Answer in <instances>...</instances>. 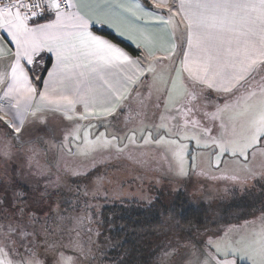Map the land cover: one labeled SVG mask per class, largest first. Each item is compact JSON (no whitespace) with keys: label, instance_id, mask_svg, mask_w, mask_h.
<instances>
[{"label":"snow or ice","instance_id":"1","mask_svg":"<svg viewBox=\"0 0 264 264\" xmlns=\"http://www.w3.org/2000/svg\"><path fill=\"white\" fill-rule=\"evenodd\" d=\"M96 25L113 29L141 55L96 34ZM212 92L223 99L212 104ZM47 113L70 122L52 146L69 154L75 147L93 164L104 151L140 162L136 150L147 149L182 177L189 159L195 168L198 150L211 149L219 178L245 183L255 167L264 170V0H0V121L20 133L29 116L46 123ZM99 127L104 131H93ZM230 161L239 169L229 170ZM36 165L34 174L44 175ZM105 179L96 174L83 191V208L58 213L52 225L41 223L22 189H12L11 201L0 198V264L94 258L87 197L106 196ZM155 264H264V216L201 245L169 243Z\"/></svg>","mask_w":264,"mask_h":264},{"label":"rangeland","instance_id":"2","mask_svg":"<svg viewBox=\"0 0 264 264\" xmlns=\"http://www.w3.org/2000/svg\"><path fill=\"white\" fill-rule=\"evenodd\" d=\"M39 84V82H37ZM144 88L140 89L142 92ZM135 96V93H133ZM223 97L218 94H211L212 104L214 99ZM147 98V92L145 94ZM155 100V96L146 99L145 102L151 105ZM133 109L138 107V100H133L131 103ZM153 109L149 108V114ZM210 111H214V107L209 106ZM159 111H163L161 108ZM46 123L37 122L31 123L32 117L28 118L25 127L21 130L19 135L8 134V129L3 122L0 121V181L8 182L7 189L5 183H0V198H5L8 201L12 199V189L20 188L24 192L27 202L31 208L35 210L36 216L40 221L48 219L49 225L55 222L57 214L65 216L76 214L77 206L83 208L85 197L83 191L86 186H90L93 177L96 174H102L106 177L104 181V188L106 189V196L104 192L93 199L91 196L87 199L91 203L89 213L91 215L92 227V248L99 244V250L102 252L111 251V244L109 243L108 236L103 235L102 229L99 227L101 222L100 215L105 206L113 205L119 206L123 200H142L150 201L153 197L157 196V188L163 191L176 192L181 189L177 185L178 179L174 173L167 171V165L161 166V161L157 153L147 149H137L136 152L143 153L138 155L140 162L129 160L126 157L119 159L109 152L96 153V163L93 164L92 158L85 159L78 154L75 147L72 148V154L65 150H57L52 146L53 143H60L63 140L66 127L69 121L64 119L59 114L45 115ZM112 119V118H109ZM158 122L159 115L155 117ZM50 120L55 122L54 126L47 128L40 125L47 126ZM123 121V117H120ZM88 121H85L87 124ZM93 123H98L93 121ZM116 127H122V123L116 124ZM51 130V132H49ZM94 132L104 131L103 127L93 129ZM36 134L35 136H33ZM20 139H10L9 137H17ZM37 141V142H35ZM195 149V142L190 144L189 151ZM8 155L5 156L4 153ZM211 149H200L197 152V159L195 168L191 167V160L187 161L188 174L178 177L181 181L186 180V184L191 185V191L200 189L204 191L206 196L203 197L210 200L207 204L212 205L214 209L213 219L221 221V215L228 210L232 218L222 220L219 223L221 233L232 230L234 233L243 232L245 229H250L259 223V218L264 216L262 211L264 202V191L259 192L257 189L259 185L264 186V170L258 166L255 167V175L250 177L245 183L241 184L239 181L230 179L219 178L222 173L216 169L214 163L209 164V156ZM35 153V158H29ZM101 156L104 159H101ZM227 159V157L225 158ZM39 161L40 170H43L44 175H35L38 171L36 161ZM259 157L257 158V162ZM225 165H221L224 168ZM239 163L229 162L227 168L229 170H238ZM75 170V172H74ZM87 173V175H85ZM243 175V173H241ZM57 177L59 180L57 182ZM48 185V192L45 194L43 189ZM153 185V186H151ZM190 190L187 191L190 193ZM161 193H163L161 191ZM164 194V193H163ZM162 194V196H163ZM55 196V197H54ZM160 196V195H158ZM146 199V200H144ZM66 202L63 204V202ZM168 203V201H167ZM192 204L195 200H192ZM63 204V205H62ZM171 204V203H170ZM168 203V205H170ZM196 205L199 203H195ZM97 216V217H96ZM247 216V222H244V217ZM238 221H242L237 224ZM231 222V223H230ZM165 221L163 228L159 229L155 236L149 238V248L147 252L157 249L159 246L176 244L177 239H186L184 236L179 235L178 221L175 220L171 224ZM229 223V224H228ZM40 225H37L39 227ZM211 225L208 227L210 229ZM210 231V230H209ZM187 235V233H186ZM200 237L202 235L199 234ZM203 234V242L208 239ZM200 241V245L203 243ZM184 243V242H183ZM189 244L193 245L192 242ZM101 254V253H100ZM99 254V255H100ZM92 260V259H91ZM86 261L85 264H96L92 261ZM141 264V259H139Z\"/></svg>","mask_w":264,"mask_h":264},{"label":"trees","instance_id":"3","mask_svg":"<svg viewBox=\"0 0 264 264\" xmlns=\"http://www.w3.org/2000/svg\"><path fill=\"white\" fill-rule=\"evenodd\" d=\"M147 2V0H146ZM151 5V4H148ZM48 21L41 19L40 22ZM95 31L106 38L118 43L124 49H126L134 57L140 56L141 51L128 43L122 41L114 34L105 31ZM49 67V63L46 65ZM45 75V74H44ZM178 179L177 185L181 186V189L176 192L163 191L157 188L158 195L153 197L150 201L138 200H123L119 206L108 205L105 206L98 218H101L99 223L100 229L103 231V235L108 236L109 243L112 247L109 252H102L94 250V258L92 263L96 264H138L141 259V264H155L158 254L161 252V246L157 249L147 252L149 246V238L154 237L156 232L163 228L165 221H169L171 224L173 221H178V230L180 236H186V239H177L176 243L192 242L193 245H200V241L203 242V234L205 238L207 236H218L222 231L217 228L222 220H228L230 215L229 208L221 215V221L213 219L214 209L212 205L207 204L208 199L204 201L203 197L206 196L204 191L200 189H194L191 191V185L186 184V180ZM153 186V185H151ZM190 190V193L187 191ZM263 187H258V191L262 192ZM161 191L164 193H161ZM163 194V196H162ZM146 200V199H144ZM192 200L195 203L192 204ZM170 205H168V203ZM66 203L65 201L63 204ZM62 204V205H63ZM264 211V202L262 211ZM63 215V214H62ZM97 217V216H96ZM245 216L244 221L247 220ZM232 218L229 217V221ZM242 221H238L237 224ZM43 223V221H41ZM168 223V224H169ZM231 223V222H230ZM229 224V223H228ZM211 225L210 229L208 228ZM219 227V225H218ZM210 230V231H209ZM187 233V235H186ZM201 237L199 234H201ZM97 243L94 248H99ZM101 253V254H100ZM100 254V255H99Z\"/></svg>","mask_w":264,"mask_h":264},{"label":"crops","instance_id":"4","mask_svg":"<svg viewBox=\"0 0 264 264\" xmlns=\"http://www.w3.org/2000/svg\"><path fill=\"white\" fill-rule=\"evenodd\" d=\"M148 7H152L151 5H148ZM54 18V17H53ZM48 21H45V22H41V23H47ZM31 23V22H30ZM95 29H97V30H105V31H108V32H110V33H112V34H114L116 37H118L119 39H121L122 41H124V42H126V43H128L129 45H131V46H133V47H135L136 48V46L131 42V41H129V40H127V39H124V38H122V37H119V36H117L116 34H115V32H114V30L113 29H109L107 26H103V27H101V26H99V25H96L95 27H94V31H95ZM96 32V31H95ZM96 34H99V33H97L96 32ZM99 35H101V34H99ZM103 36V35H102ZM105 37V36H104ZM106 38V37H105ZM109 39V38H108ZM114 42V41H113ZM122 47V46H121ZM13 50H14V48H13ZM126 50V49H125ZM127 51V50H126ZM140 51L142 52V50L140 49ZM41 55H43V56H45V57H49L51 54H49V53H42ZM130 55H132V54H130ZM133 56V55H132ZM134 57V56H133ZM135 58V57H134ZM54 61H55V58L54 57H51V62H49V61H46L45 62V66L49 63V67L48 68H51V63H54ZM45 76H46V73H45ZM146 92H147V89L146 88H144L143 89V91H142V93H143V95H144V97H145V94H146ZM212 95H216L217 93H215V92H212L211 93ZM219 95V94H218ZM220 96V95H219ZM220 99V97L219 98H216V99H214L213 100V102L214 103H216L217 102V100H219ZM49 114H52L53 115V113H49ZM31 116H29L28 118H30ZM48 123V125L47 126H45V125H40L41 127H44L45 128V130L46 131H48V129L47 128H49V127H52V126H54V124H55V122L53 121V120H50L49 122H47ZM81 123H83V124H85V121H81ZM49 126V127H48ZM50 129V128H49ZM8 134L10 135V134H13V135H19L20 133H16L13 129H8ZM49 132H51V130L49 131ZM36 134H34L33 136H35ZM35 142H37V141H35ZM247 221H249V220H245L244 222H247Z\"/></svg>","mask_w":264,"mask_h":264},{"label":"flooded vegetation","instance_id":"5","mask_svg":"<svg viewBox=\"0 0 264 264\" xmlns=\"http://www.w3.org/2000/svg\"><path fill=\"white\" fill-rule=\"evenodd\" d=\"M260 187L262 186L263 187V189H262V192L264 191V186L263 185H259ZM55 197V196H54Z\"/></svg>","mask_w":264,"mask_h":264}]
</instances>
